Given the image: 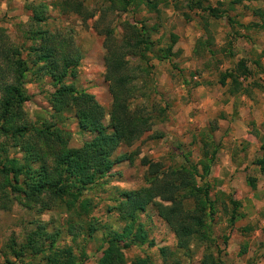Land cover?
<instances>
[{"label": "rangeland", "instance_id": "1", "mask_svg": "<svg viewBox=\"0 0 264 264\" xmlns=\"http://www.w3.org/2000/svg\"><path fill=\"white\" fill-rule=\"evenodd\" d=\"M154 1L155 9L140 5L130 6L126 11L110 10L106 21L118 36L122 22L138 28L142 26L152 41L153 52L147 55L148 71L144 74L147 100L143 104L155 110L153 114H158L159 108L163 109V114L133 145H122L115 151L114 156L133 153L134 157L116 164L108 176L84 192L83 197L91 201V211L81 219L63 205L56 204L48 209L40 204L26 206L11 195L7 207L0 208V264H30L29 258H13L7 246L11 240L20 244L29 232L43 228L50 233L59 230L61 234L56 245L71 246L74 255L82 261L79 264H97L106 247L108 232L118 231L123 226L116 212L110 210L117 203L118 192L146 186V168L141 159L160 162L164 169L185 165L186 159L198 163L206 142L209 153L217 147L214 160L206 162L210 170L203 179L211 186L210 197L216 200V210L206 222L212 239L210 251L224 264H264V177L259 168L250 163H244L245 175L237 172L236 178L227 168L225 151H232L234 147L237 160L242 162L245 156L240 147L223 140L228 133L224 131V123L229 114L227 100L231 86L222 87L218 82L220 74L236 64V59L230 55L241 36L244 38L240 40H264V29L259 28L264 27V0H247L241 4H235V0ZM30 2L46 3L47 21L43 28L53 33L70 34L83 55L77 76L68 78L66 83L92 94L108 113L111 98L104 80L103 38L92 28L93 20L83 22L75 14L60 10L55 5L56 0H0V28L18 46L30 44L24 36L31 15L25 4ZM86 5L95 11L96 19L101 9L110 3L109 0H86ZM245 25L252 27L250 31L244 29L242 34ZM173 40L172 55L159 60ZM132 63L142 65L137 60ZM26 91L29 101L24 104V111L31 124L39 127L46 121L56 123L63 129L70 148H78L90 138L89 134L78 130L71 113L54 115L56 95L50 79L44 77L35 81L28 77ZM108 122L106 115L104 123ZM155 134H162V137L151 139ZM198 169L203 175L200 166ZM247 176L257 179L256 191L248 189ZM198 182L202 180L198 178ZM248 199H253L254 203L248 204ZM230 200L238 203V207ZM233 208L244 216L233 215ZM232 216H235L233 220ZM81 220L84 222L80 223ZM90 221L97 223V230L88 236L85 227ZM139 221L153 245L149 247L146 243L125 249L127 264L137 258H147L149 264H162L163 252L168 264H200L204 246L193 243L189 249L179 250L174 233L157 216L154 207L140 213ZM70 225L74 226L72 232Z\"/></svg>", "mask_w": 264, "mask_h": 264}, {"label": "trees", "instance_id": "2", "mask_svg": "<svg viewBox=\"0 0 264 264\" xmlns=\"http://www.w3.org/2000/svg\"><path fill=\"white\" fill-rule=\"evenodd\" d=\"M242 1L247 0H235L234 3L241 4ZM109 3L94 19L96 13L88 8L86 0L55 2L60 10L75 14L83 22L93 20L92 28L103 38L104 80L111 98L108 113L92 94L66 83L68 78L77 76L83 55L70 34L53 33L43 28L47 21L46 3L25 4L31 11L29 29L24 31L30 44L18 46L12 43L0 28L1 209L7 207L12 195L22 205L40 204L48 209L60 204L78 219L88 215L91 201L83 197L84 192L108 176L116 164L131 160L133 153L118 156L114 153L122 145H133L163 114V109L159 108V113L153 114L155 110H149L143 104L147 100L144 74L148 71L147 55L153 52L152 41L142 26L138 28L127 21L122 22L118 36L115 28L106 21L110 10L126 11L130 6L140 5L155 9L157 4L154 0H109ZM173 43L174 40L161 57L156 55L159 60L172 55ZM134 60L141 61L142 65H134ZM249 75L245 60H239L233 68L220 74L218 82L222 87L231 86L229 95L240 94L243 93L241 78L245 80ZM28 77L35 81L44 77L50 79L56 95L54 115L71 113L78 130L90 135L80 147H68L64 131L56 123L46 121L37 127L28 121L24 111V104L29 101ZM138 100L141 103H137ZM106 115L108 124L104 123ZM161 137L162 134H155L150 138ZM207 147L208 143H203L198 163L186 159L187 163L178 168L164 169L160 162L141 159L146 168V186L118 192L117 203L110 210L116 212L123 226L118 231L108 232L106 247L97 264H127L125 249L146 243L149 247L153 245L139 221V214L150 206L174 233L179 250L189 249L193 243L201 244L205 249L200 264H224L210 251L212 239L206 222L216 210V200L210 197L211 186L203 179L209 174L207 163L214 160L217 147L211 153ZM253 164L264 174V157ZM199 166L203 175H200ZM246 184L255 189L256 179L246 177ZM230 201L238 207V203ZM232 213L240 216L235 208ZM231 218L233 220L235 216ZM96 225L93 221L86 223L88 236L97 230ZM73 228L69 226L71 232ZM60 234L59 230L50 233L45 228L37 229L29 232L20 244L11 240L7 249L17 260L29 258L30 264L82 262L71 246L56 245ZM80 254L85 257L83 251ZM131 264H149V260L137 258ZM162 264H168L164 252Z\"/></svg>", "mask_w": 264, "mask_h": 264}, {"label": "crops", "instance_id": "3", "mask_svg": "<svg viewBox=\"0 0 264 264\" xmlns=\"http://www.w3.org/2000/svg\"><path fill=\"white\" fill-rule=\"evenodd\" d=\"M251 27L245 25L241 29L242 34L244 29L250 31ZM259 28L264 29V27ZM241 38L234 45L230 57L235 58L236 63L239 60H245L250 75L245 80L241 78L243 93L228 96L227 102L230 107L227 113L229 114L225 116L224 123V131L228 130V133L223 140L240 147L245 156L242 162L237 160V153H235L237 150L234 147L232 151H225L227 168L234 174L241 172L245 175L246 164L250 163L252 167H258L253 164L254 161L264 157V40L258 41L255 38L240 40ZM260 173L264 177L261 171ZM236 176L237 174L235 178ZM247 187L251 191H256L257 179L255 189L248 185ZM246 202L254 203V200L248 199ZM240 216L243 217L244 214Z\"/></svg>", "mask_w": 264, "mask_h": 264}]
</instances>
